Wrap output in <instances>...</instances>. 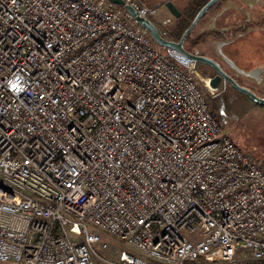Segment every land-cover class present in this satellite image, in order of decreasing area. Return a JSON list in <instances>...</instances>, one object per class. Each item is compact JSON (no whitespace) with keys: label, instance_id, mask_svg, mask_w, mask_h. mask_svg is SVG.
<instances>
[{"label":"built area","instance_id":"obj_1","mask_svg":"<svg viewBox=\"0 0 264 264\" xmlns=\"http://www.w3.org/2000/svg\"><path fill=\"white\" fill-rule=\"evenodd\" d=\"M206 86L122 7L0 0V264H264V168Z\"/></svg>","mask_w":264,"mask_h":264},{"label":"rangeland","instance_id":"obj_2","mask_svg":"<svg viewBox=\"0 0 264 264\" xmlns=\"http://www.w3.org/2000/svg\"><path fill=\"white\" fill-rule=\"evenodd\" d=\"M138 1L147 7H155L158 19L170 16L163 7L166 1H170L180 15L187 2ZM174 20L171 17V23L166 28V39L171 38ZM149 21L155 25L154 19ZM243 24L250 29L239 30L238 27ZM235 30L240 32L232 36ZM213 32L221 36L216 37L211 34ZM183 49L212 60L238 86L264 100V0H220L197 21L184 41ZM194 69L206 82L213 75L204 65L195 64ZM203 89L209 109L219 123L220 135L230 139L240 152L250 155L264 168V109L228 84H221L214 91L207 86ZM102 239L109 245L118 246L105 235ZM97 252L106 260L112 259L100 249Z\"/></svg>","mask_w":264,"mask_h":264},{"label":"water","instance_id":"obj_3","mask_svg":"<svg viewBox=\"0 0 264 264\" xmlns=\"http://www.w3.org/2000/svg\"><path fill=\"white\" fill-rule=\"evenodd\" d=\"M108 4L116 6V7H122L126 12H128L133 20L136 22L138 26L146 30L149 37L151 38L152 42L160 47V48H170L174 49L180 53H182L184 56H186L193 65L195 64H204L209 67H211L215 71V76L208 79L207 81V87L214 91L217 88V85L220 80H222L223 83L229 84L236 92L241 93L245 95L252 103L262 107L264 109V100L257 98L254 94H252L247 89L238 86L230 77H228L226 74L222 72V70L218 67L217 64H215L212 60L199 56L194 55L191 53L186 52L183 49V43L188 36V34L191 32L197 21L204 15V13L216 2L220 0H209L207 1L195 14L187 28L182 32L180 38L177 41H169L162 39L158 33L154 25L141 17H138L136 12L128 5H125L122 0H105ZM163 7L166 9L170 17L173 19H177L180 17V12L173 6V4L170 1H166L163 4Z\"/></svg>","mask_w":264,"mask_h":264},{"label":"trees","instance_id":"obj_4","mask_svg":"<svg viewBox=\"0 0 264 264\" xmlns=\"http://www.w3.org/2000/svg\"><path fill=\"white\" fill-rule=\"evenodd\" d=\"M207 1H209V0H187L186 6L183 9L180 17L174 20V28H173L172 32L170 33V36H171V38H173V40L177 41L180 38L182 32L187 28V26L189 25V23L191 22V20L195 16V14L199 11V9ZM218 2H216L215 4H213L211 7L215 6ZM246 28L248 29V28H250V26H248V25L246 26L245 24H243L242 27H238V29L241 30V31L243 29L245 30ZM236 32H240V31H238V30L233 31L232 36L233 35H236ZM211 34H213L216 37H220L221 36L220 33H216V32H213ZM232 36H231V38H232ZM187 37H186V39H187ZM212 116L214 118V115L213 114H212Z\"/></svg>","mask_w":264,"mask_h":264},{"label":"flooded vegetation","instance_id":"obj_5","mask_svg":"<svg viewBox=\"0 0 264 264\" xmlns=\"http://www.w3.org/2000/svg\"><path fill=\"white\" fill-rule=\"evenodd\" d=\"M199 56H200V55H199ZM199 65H204V64H199ZM204 66H207V65H204ZM207 67H209V66H207ZM209 69H210V70L212 71V73H213L212 77H214L215 74H216L215 71H214L211 67H209ZM212 77H211V78H212ZM221 84H227V83H223L222 80H220L217 86H219V85H221ZM228 85H229V84H228Z\"/></svg>","mask_w":264,"mask_h":264},{"label":"crops","instance_id":"obj_6","mask_svg":"<svg viewBox=\"0 0 264 264\" xmlns=\"http://www.w3.org/2000/svg\"><path fill=\"white\" fill-rule=\"evenodd\" d=\"M239 27H242V26H239ZM255 27H257V26H255ZM258 27H260L259 25H258ZM250 29V28H249ZM167 40H169V41H175V40H173V39H171V38H169V39H167Z\"/></svg>","mask_w":264,"mask_h":264}]
</instances>
